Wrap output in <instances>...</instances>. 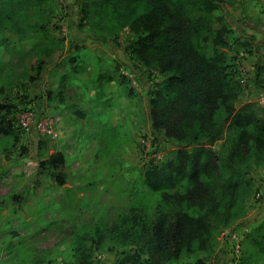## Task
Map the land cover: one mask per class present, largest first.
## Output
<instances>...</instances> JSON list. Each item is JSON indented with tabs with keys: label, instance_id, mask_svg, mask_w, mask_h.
Wrapping results in <instances>:
<instances>
[{
	"label": "rangeland",
	"instance_id": "374dc122",
	"mask_svg": "<svg viewBox=\"0 0 264 264\" xmlns=\"http://www.w3.org/2000/svg\"><path fill=\"white\" fill-rule=\"evenodd\" d=\"M81 1L54 0L45 29L63 38L64 48L52 57L41 54V30L19 39L13 31L0 33V103L15 105L6 118L13 131L0 132V264H72L75 232L95 227L102 242L93 258L110 264L120 245L117 223L137 201L155 199L143 183L145 170L175 147L149 117L150 90L160 75L130 57L127 32L101 35L82 20ZM221 3L215 14L229 29V68L242 86L236 106H264V0ZM26 109L48 120L55 135L22 129ZM56 151L65 157L63 184L40 165ZM251 175L250 190L241 194L244 211L216 226L213 251L166 264H186L198 254L211 264H238L244 234L264 220V164Z\"/></svg>",
	"mask_w": 264,
	"mask_h": 264
},
{
	"label": "trees",
	"instance_id": "16d2710c",
	"mask_svg": "<svg viewBox=\"0 0 264 264\" xmlns=\"http://www.w3.org/2000/svg\"><path fill=\"white\" fill-rule=\"evenodd\" d=\"M221 2L81 1L82 20L101 35L127 32L130 57L160 75L150 90L149 117L153 130L175 145L145 170L143 183L155 199L151 205L137 201L117 223L120 245L110 264H166L193 252L211 253L216 226L243 213L241 194L250 190L253 168L264 164V106H236L242 86L229 68V29L215 14ZM53 11L54 0H0V33L13 31L19 39L41 30V54L52 57L64 48L63 38L45 29ZM12 107L0 103L3 134L13 131L6 119ZM64 160L56 151L40 161L58 184L66 181ZM101 242L99 227L75 232L72 264H96L93 252ZM186 264L211 262L198 254ZM238 264H264V220L244 234Z\"/></svg>",
	"mask_w": 264,
	"mask_h": 264
},
{
	"label": "built area",
	"instance_id": "2783aa9c",
	"mask_svg": "<svg viewBox=\"0 0 264 264\" xmlns=\"http://www.w3.org/2000/svg\"><path fill=\"white\" fill-rule=\"evenodd\" d=\"M19 125L22 129H35L39 133L46 136H54L55 132L48 120L42 118H35L30 109L22 111L19 117Z\"/></svg>",
	"mask_w": 264,
	"mask_h": 264
}]
</instances>
